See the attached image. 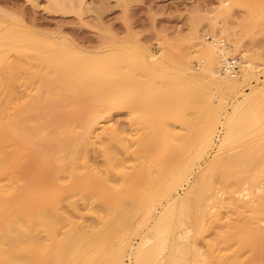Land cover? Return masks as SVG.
<instances>
[{"label": "bare ground", "instance_id": "bare-ground-1", "mask_svg": "<svg viewBox=\"0 0 264 264\" xmlns=\"http://www.w3.org/2000/svg\"><path fill=\"white\" fill-rule=\"evenodd\" d=\"M217 5L193 17L182 52L0 20V142L21 155L0 172L12 160L39 179L28 191L29 175L0 178V264H264V0ZM20 73L39 86L10 112ZM93 146L100 170L81 156Z\"/></svg>", "mask_w": 264, "mask_h": 264}, {"label": "rangeland", "instance_id": "rangeland-1", "mask_svg": "<svg viewBox=\"0 0 264 264\" xmlns=\"http://www.w3.org/2000/svg\"><path fill=\"white\" fill-rule=\"evenodd\" d=\"M51 1L53 0H0V20L6 24L14 19L20 21V23L23 22V25L38 34L50 35L60 39L65 38L70 43L92 48H107L108 45L112 44L107 42L111 38L115 41L125 39L131 42H139L153 51L160 50L162 41H171L173 43H170L178 45L179 47H177L182 52L188 47L184 38L191 28L193 17L195 18L196 15L201 13L205 14L206 10L209 11L220 3V0H77L80 5H76L79 7H72V4L75 5L76 0L74 3L73 0H69L71 3L67 0L70 3L67 4L71 6H69L71 9L59 10L54 8L55 6ZM239 10L240 8L234 7V11L238 12ZM260 37L263 40L264 34ZM178 48L173 47L174 53H181L178 52ZM4 75V72L0 71L2 78ZM38 86L39 83L26 81L25 73H20L14 86L15 95L9 103L10 112L27 103L30 95L36 93ZM8 99V95L1 96L0 93V101L3 100L5 103ZM78 110L79 117L85 116L88 113V106L82 104ZM111 118V122L115 126H122L120 128L123 130L128 128L131 121L130 114L124 109L111 110ZM67 120L71 121L70 119ZM1 141L0 157H2V161L3 157L7 159L9 151L13 160L16 161L18 158V161L21 162L19 147L17 145L15 147L4 137ZM57 151V155L62 154L61 148H58ZM84 154L82 152L81 156L87 160L89 159L93 168L96 166L99 170L101 169L103 158L98 147L93 146L89 149L88 154ZM3 165L5 167L0 172V178L4 179V182L7 181L9 173H13L10 175L22 177L23 184L25 179L28 180L29 175L31 180H28V182L31 184L29 183L27 190H35V184L37 180L39 181L35 173L32 172L35 176H31L29 170L24 169L23 166H17L12 160L8 162L5 160ZM47 167L48 158H45L37 166H34V170L46 169ZM67 196L66 203L70 199L77 200L84 211L83 217L91 220V212L83 206L81 196ZM65 207L67 208V206ZM70 213L74 219L79 220V217L75 216L76 214L72 211Z\"/></svg>", "mask_w": 264, "mask_h": 264}, {"label": "built area", "instance_id": "built-area-1", "mask_svg": "<svg viewBox=\"0 0 264 264\" xmlns=\"http://www.w3.org/2000/svg\"><path fill=\"white\" fill-rule=\"evenodd\" d=\"M236 70H237V66H236V64H234V66L231 68V71H232L233 73H235Z\"/></svg>", "mask_w": 264, "mask_h": 264}]
</instances>
